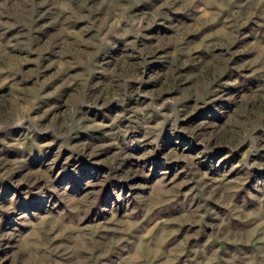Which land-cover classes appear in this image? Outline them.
<instances>
[{
	"label": "rangeland",
	"instance_id": "rangeland-1",
	"mask_svg": "<svg viewBox=\"0 0 264 264\" xmlns=\"http://www.w3.org/2000/svg\"><path fill=\"white\" fill-rule=\"evenodd\" d=\"M0 264H264V0H0Z\"/></svg>",
	"mask_w": 264,
	"mask_h": 264
}]
</instances>
